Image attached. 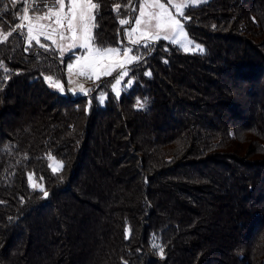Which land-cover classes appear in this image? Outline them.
Wrapping results in <instances>:
<instances>
[{
  "label": "trees",
  "instance_id": "1",
  "mask_svg": "<svg viewBox=\"0 0 264 264\" xmlns=\"http://www.w3.org/2000/svg\"><path fill=\"white\" fill-rule=\"evenodd\" d=\"M100 3L118 46L137 0ZM22 7L0 0L1 35ZM184 28L203 53L152 44L134 87L88 109L47 87L48 42L0 43V264H264V0H208Z\"/></svg>",
  "mask_w": 264,
  "mask_h": 264
},
{
  "label": "snow or ice",
  "instance_id": "2",
  "mask_svg": "<svg viewBox=\"0 0 264 264\" xmlns=\"http://www.w3.org/2000/svg\"><path fill=\"white\" fill-rule=\"evenodd\" d=\"M128 2L131 4L132 0H128ZM196 2L197 0H190L192 4ZM137 3L139 5V16L134 18L136 27L132 29V33L139 31L144 38L146 47L151 46L150 42L160 39H172L171 34L173 33L179 32L182 36L185 35L184 25L167 11L165 5L160 3V0H137ZM167 3L171 4L172 0H167ZM101 6L100 0H51L46 12L43 15L34 17L35 23L29 20V9H25L23 20L27 22L26 39L29 44L35 41L40 47H46L40 44V36L49 39L52 35H59L61 40L68 39L70 41L68 44L69 49L83 48L87 53L86 56L77 61L80 66V75H85L88 70H91L95 78L99 79L101 73L105 76L111 75L118 68L120 72L115 81L116 84H119L120 77L127 75L124 71L125 65L130 64L138 57H129V52L133 51L132 49L106 47L103 42L99 41L96 30L99 27L98 17ZM174 6L182 7V5ZM120 8V4H115L113 11L119 12ZM31 11L38 12L39 10L32 8ZM45 20L48 23H42ZM118 23L123 26L128 25L130 21L128 19H119ZM17 28L21 29L20 34L24 35L25 24H19ZM132 43L136 44L139 42L132 40ZM185 50L189 49L186 48ZM191 50L203 52V48L199 45H195V48ZM61 51H64L63 45H61ZM120 52L123 53L124 60L104 63L105 61H112L113 57L119 55ZM68 68L71 70L72 65L69 64ZM146 75H149V73H146ZM46 79L51 80L52 78L46 77ZM80 87L83 90V86L81 85ZM112 87L115 89V84ZM145 103L146 100L144 102L137 101L139 107H143ZM58 167L62 168L63 165L60 164ZM29 179L31 180V176H29ZM43 195L47 197L48 193L44 191ZM154 247L158 246L154 245ZM159 251L162 255L163 248L160 247Z\"/></svg>",
  "mask_w": 264,
  "mask_h": 264
},
{
  "label": "rangeland",
  "instance_id": "3",
  "mask_svg": "<svg viewBox=\"0 0 264 264\" xmlns=\"http://www.w3.org/2000/svg\"><path fill=\"white\" fill-rule=\"evenodd\" d=\"M13 1H19L24 4V0H13ZM208 0H197L196 3L192 4L190 3V0H172V3H167V0H160V3H163L165 5V8L167 11L174 16L176 19H179L181 21V24L184 25L185 21V13L188 8L196 7L201 4L206 3ZM51 3V0H35L31 1L28 5V8L30 10L32 5H36V7L41 8L44 10L41 13H31L30 12V18L29 20L33 23H35L34 17L36 15H43L46 10L48 4ZM174 5H182V7H175ZM136 16H139V5L137 6L136 13L132 20H130V23L128 25H124L125 28L123 30V38L121 43L118 46H113L118 49H132L133 51L129 52V57L136 56L138 59L133 60L130 64L125 65L124 71L127 73V75H124L120 77V83L116 84L115 78L117 77L118 73L120 72V69H116L112 72L111 75H101L99 76V79H96L93 75L91 70H88L85 75H80V66L77 63L78 60H80L83 56H86L87 53L85 49L83 48H68V44L70 41L68 39L61 40L59 35L51 36L49 39L40 40L44 42H48L57 52V56L60 59V63L63 64V78L61 80H47L46 77L44 78V81L48 88L51 90L65 96L71 97L73 100L85 98V107L88 109L93 103L97 106H104L107 100L108 94H113L116 98H119L123 93L129 92L135 84V79L130 75L129 70L132 66L138 64L140 62L141 55L144 51L147 50L144 43V38L140 35L139 31L136 33H132V29L136 27L134 18ZM42 23H48V21H42ZM55 26V25H54ZM185 35H181L179 32L173 33L172 39H160L158 41L150 42V44L158 43L159 41L169 42L171 44L176 45L178 48H180L183 52L189 53V54H201L203 52H200L199 50H191L195 48V45H199L198 43L193 42L187 35L185 28H184ZM132 40H136L139 43H132ZM190 42V43H189ZM35 43V41L33 42ZM27 45V43L25 42ZM61 45L64 47V51H61ZM30 46V45H27ZM202 47V46H201ZM189 50H185V49ZM203 48V47H202ZM65 58H68L66 61ZM123 53L120 52L119 55H116L113 57L112 61H105L104 63H114L117 60H124ZM71 64L72 68L69 70L68 65ZM146 73L145 72V76ZM113 84H115V89H113ZM83 86V90L80 86ZM138 106V105H137ZM139 107V106H138ZM48 161V167L53 173L60 172L62 168L58 167V165L63 163L57 159H55L53 156L49 155L47 157ZM51 165V167H50ZM55 169V171H54ZM29 176H31V180L29 179ZM27 183L28 185L35 190L43 191V184L36 181L31 173L27 174Z\"/></svg>",
  "mask_w": 264,
  "mask_h": 264
},
{
  "label": "built area",
  "instance_id": "4",
  "mask_svg": "<svg viewBox=\"0 0 264 264\" xmlns=\"http://www.w3.org/2000/svg\"><path fill=\"white\" fill-rule=\"evenodd\" d=\"M31 1H35V0H24V4H23V7H22V11H21V13L18 15V20H17L16 25L11 29L10 32H8V34H6V35H4V36L0 34V43H1V42H4V41L10 36V34H12V33H17V32H19V31L21 32V29L17 28V25L22 24V23L25 24V29L23 30V31H24V40H25V42L27 43V45H30V44H32V43L34 42V41H32V42L29 44V42L27 41V39H26V26H27V22L23 20V17H24V15H25V9H29V8H28V5L30 4ZM28 16H29V18H30V10H29V12H28ZM49 31H50V30H49ZM52 36H54V35H52ZM5 37H6V39H5ZM39 39H40V40H45L44 36H40ZM35 43H36V42H35Z\"/></svg>",
  "mask_w": 264,
  "mask_h": 264
}]
</instances>
